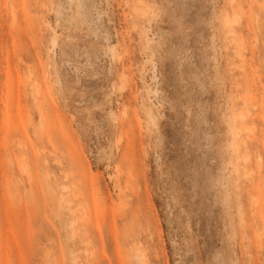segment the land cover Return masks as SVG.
Instances as JSON below:
<instances>
[{
	"label": "rangeland",
	"instance_id": "1",
	"mask_svg": "<svg viewBox=\"0 0 264 264\" xmlns=\"http://www.w3.org/2000/svg\"><path fill=\"white\" fill-rule=\"evenodd\" d=\"M0 264H264V0H0Z\"/></svg>",
	"mask_w": 264,
	"mask_h": 264
},
{
	"label": "bare ground",
	"instance_id": "2",
	"mask_svg": "<svg viewBox=\"0 0 264 264\" xmlns=\"http://www.w3.org/2000/svg\"><path fill=\"white\" fill-rule=\"evenodd\" d=\"M15 17V16H14Z\"/></svg>",
	"mask_w": 264,
	"mask_h": 264
}]
</instances>
